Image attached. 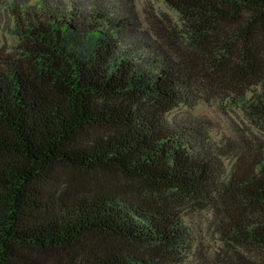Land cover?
Masks as SVG:
<instances>
[{
	"label": "trees",
	"instance_id": "obj_1",
	"mask_svg": "<svg viewBox=\"0 0 264 264\" xmlns=\"http://www.w3.org/2000/svg\"><path fill=\"white\" fill-rule=\"evenodd\" d=\"M163 1L182 23L155 33L162 60L143 67L122 51L130 25L105 3L10 0L0 264H178L194 241L192 205L214 210L222 264H264L249 256L264 251V144L245 141L254 152L226 171L206 128L167 120L219 91L264 123V0ZM60 169L119 174L137 191L62 190Z\"/></svg>",
	"mask_w": 264,
	"mask_h": 264
},
{
	"label": "rangeland",
	"instance_id": "obj_2",
	"mask_svg": "<svg viewBox=\"0 0 264 264\" xmlns=\"http://www.w3.org/2000/svg\"><path fill=\"white\" fill-rule=\"evenodd\" d=\"M81 1L90 4L105 3L117 16L125 18L130 26L121 38L122 51L128 53L135 63L143 67L156 66V61L162 60L160 41L155 42V33L171 25L179 27L182 23L180 14L163 0ZM16 2L18 3V0ZM13 25L10 0H0V47L15 52L18 38L12 32ZM207 97L209 100L204 98L194 108L179 105L167 114V120L177 128L189 127L193 123L206 128L210 137L208 145L222 152L220 159L225 170L230 171L236 164H240L241 158L247 151L254 152L255 147L250 149L251 146L245 141L254 142L256 145L264 144V123L258 122L247 113L236 103L237 97L228 92L218 91L211 98ZM57 174L62 178L60 188L65 190L68 185L74 193L93 190L84 186L89 183L96 189L103 188L107 191H117L121 187L119 194L135 192L138 187L135 185L128 188L129 180L113 173H86L73 169H60ZM183 215L192 229L194 241L186 259L178 264H198L202 261V257L208 258L211 263L222 264L218 256L229 249L217 232L214 210L210 207L198 209L192 205L183 210ZM33 256L46 263H53L55 260L54 255L50 254L34 253ZM249 256L259 261L264 257V251H252L249 252ZM233 257L237 256L233 254Z\"/></svg>",
	"mask_w": 264,
	"mask_h": 264
}]
</instances>
